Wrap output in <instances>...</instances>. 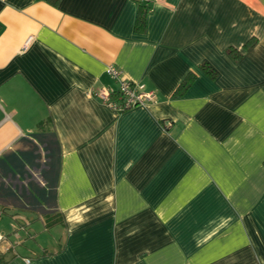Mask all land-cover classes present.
Listing matches in <instances>:
<instances>
[{
	"label": "crops",
	"instance_id": "0c3cea01",
	"mask_svg": "<svg viewBox=\"0 0 264 264\" xmlns=\"http://www.w3.org/2000/svg\"><path fill=\"white\" fill-rule=\"evenodd\" d=\"M108 66L156 101L89 96ZM0 255L264 264V0H0Z\"/></svg>",
	"mask_w": 264,
	"mask_h": 264
},
{
	"label": "built area",
	"instance_id": "2783aa9c",
	"mask_svg": "<svg viewBox=\"0 0 264 264\" xmlns=\"http://www.w3.org/2000/svg\"><path fill=\"white\" fill-rule=\"evenodd\" d=\"M144 1L151 2L153 0ZM106 71L115 79L118 89L115 90L108 86L93 87L89 90L88 95L97 97L115 112L132 108V106H145V104L156 101L155 91L147 88L145 84L124 78L119 69L113 66H108Z\"/></svg>",
	"mask_w": 264,
	"mask_h": 264
},
{
	"label": "trees",
	"instance_id": "16d2710c",
	"mask_svg": "<svg viewBox=\"0 0 264 264\" xmlns=\"http://www.w3.org/2000/svg\"><path fill=\"white\" fill-rule=\"evenodd\" d=\"M53 4H58L59 0H48ZM139 12H138V16L136 19V26H135V30L136 31H141L142 29H144L145 27V18H146V14L148 12V8L145 5H139L138 7ZM255 43V40L251 39L248 40L247 43H245L244 48H249L251 47L253 44ZM228 56H230L231 58H233L234 60H238L241 57V52L239 49L231 46L226 50ZM200 69L203 70L206 74H208L210 77L214 78L217 75V72L215 69H213L211 67V65L208 62H202L200 64ZM195 79V75L191 72H189L188 74H186L185 77H183L182 81L179 83V86L175 89V91L173 92V95H180L183 93V91H185L193 82V80ZM56 221H52V223L50 224H54ZM5 261L1 258L0 255V264H3Z\"/></svg>",
	"mask_w": 264,
	"mask_h": 264
},
{
	"label": "rangeland",
	"instance_id": "374dc122",
	"mask_svg": "<svg viewBox=\"0 0 264 264\" xmlns=\"http://www.w3.org/2000/svg\"><path fill=\"white\" fill-rule=\"evenodd\" d=\"M19 227V226H18ZM20 248V247H19ZM21 249V248H20ZM22 250V249H21Z\"/></svg>",
	"mask_w": 264,
	"mask_h": 264
}]
</instances>
